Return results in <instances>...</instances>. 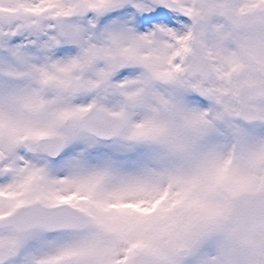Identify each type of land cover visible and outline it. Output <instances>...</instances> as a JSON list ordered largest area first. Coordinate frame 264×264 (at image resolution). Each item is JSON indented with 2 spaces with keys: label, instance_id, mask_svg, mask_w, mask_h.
Masks as SVG:
<instances>
[{
  "label": "snow or ice",
  "instance_id": "snow-or-ice-1",
  "mask_svg": "<svg viewBox=\"0 0 264 264\" xmlns=\"http://www.w3.org/2000/svg\"><path fill=\"white\" fill-rule=\"evenodd\" d=\"M0 264H264V0H0Z\"/></svg>",
  "mask_w": 264,
  "mask_h": 264
}]
</instances>
